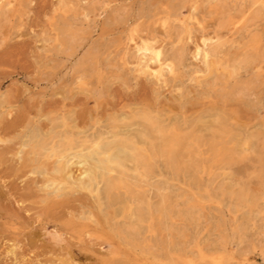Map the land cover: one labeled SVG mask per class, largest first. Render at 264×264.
<instances>
[{
	"label": "rangeland",
	"instance_id": "374dc122",
	"mask_svg": "<svg viewBox=\"0 0 264 264\" xmlns=\"http://www.w3.org/2000/svg\"><path fill=\"white\" fill-rule=\"evenodd\" d=\"M179 2L0 0V264H264V59L242 64L255 41L264 45V0ZM204 43L216 48L207 58ZM245 82L250 91L236 89ZM139 112L245 157L202 171L197 183L160 168L155 184L185 194L196 218L156 224L145 248L116 234L125 226L119 205L82 182L93 161L68 165L36 150L53 130L90 139L116 121L139 132Z\"/></svg>",
	"mask_w": 264,
	"mask_h": 264
},
{
	"label": "bare ground",
	"instance_id": "6f19581e",
	"mask_svg": "<svg viewBox=\"0 0 264 264\" xmlns=\"http://www.w3.org/2000/svg\"><path fill=\"white\" fill-rule=\"evenodd\" d=\"M259 1L260 0H251L252 5L258 4ZM180 2L179 4L181 5L184 4L186 0H180ZM174 10L178 9L175 8ZM176 12L178 13V11ZM176 12H174V14ZM213 12L216 14V16H218L217 18H219V22L221 23L222 27L226 26L230 21V16H228V12L226 11L224 5L220 3L216 4L215 7H213ZM66 36L67 38L77 39L76 37L78 36V34L76 33V31H70L67 32ZM261 42H254L252 48H254L253 50H255V52L251 50L252 52H254L253 55L251 53L248 55L245 54L247 56L244 60L242 59L243 65H254L253 63L255 61L257 62V60H259L260 58L261 60L264 59V45H261ZM259 43L261 46L259 45ZM212 44L213 43H204L205 47L207 48L203 55L205 58L209 56V53H214L216 48H212ZM145 49L146 51L148 50L147 47H145ZM198 51H200V49ZM178 53L176 54V56L178 55ZM181 54L182 53H180L179 55ZM151 55H153V51ZM155 55L157 58H160V53L158 51L157 53H155ZM178 57L179 56H177V58ZM205 58L204 61L208 63L207 66H209V61L207 62L208 59L205 60ZM161 65L162 64H160V66ZM166 67L170 71L173 70V67L168 63L166 64ZM145 70L148 69H143V71ZM152 75L156 74L153 73ZM251 88L252 85L245 82L239 84L236 89L239 91H250ZM136 118L142 124V128L140 129L141 131L139 132L129 131V126H133L132 124L127 125L128 129L118 127L116 121H112L109 123L108 130H106L105 133H99L98 135L90 139L75 138L72 132L66 129L61 130L60 132L53 130L51 133H49L50 131L47 132L48 134L41 138L39 141L36 138L38 141V148H35L36 150H39V152L41 153L40 155L48 154L49 156L55 157L58 163L64 160L67 162L66 164H68V162L69 164H71V159L76 158L79 160L77 164L86 167L89 161H93L91 167H86L81 172L80 178L82 179V182H84L83 179H86L88 188L94 186L95 193L97 192L96 196L98 197L101 194L107 204L119 205V208L116 210H118L117 213L123 220V223L125 222V226L123 228H118L119 230L115 231L116 234L118 233V231H120L119 233H122V237L120 238L124 239V241L134 246L139 247L141 245V248H145L147 242H145L146 235L144 236V234L154 233L156 224L161 225L167 221H172L173 223L172 218L174 217V215L188 217L190 218V220H194L196 218V214L194 211L195 205L193 204V202H190V199L185 194H180L178 197L175 196L176 198H173L165 188V185H167L166 182L162 184H155L153 179L159 175L158 170L162 168L171 179L176 180L181 174L187 175L191 173L193 174L194 181L197 183L199 174L206 169H210V167L212 166H217L222 169H228L236 163L240 162L244 157V149L230 147L226 144L220 145L215 139L201 140L199 135L195 134V136L193 137L182 136L181 134H179L178 127L165 124L163 121L161 122L156 115L148 112H139ZM124 124L126 125V123ZM63 127L65 126L63 125ZM194 149H196L195 152H193ZM205 152H207L206 155L208 153L210 154L209 157L206 158V160H204L205 158L203 159L202 157ZM56 159H54V161ZM261 160L263 161V159ZM57 164H55V166ZM72 164H74V162H72ZM262 164L260 165L262 166ZM261 166L260 168H262ZM79 183L77 186H79ZM227 187L230 188L228 184ZM149 190H152V192H154L149 194ZM244 191H239L237 193V200L242 204L248 197V194ZM251 206L254 207L252 204ZM150 239H152V237ZM150 243L152 242L150 241ZM151 246L154 245L151 244ZM149 247L147 246L146 248L148 249ZM152 249L154 248L152 247Z\"/></svg>",
	"mask_w": 264,
	"mask_h": 264
}]
</instances>
